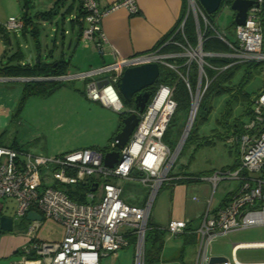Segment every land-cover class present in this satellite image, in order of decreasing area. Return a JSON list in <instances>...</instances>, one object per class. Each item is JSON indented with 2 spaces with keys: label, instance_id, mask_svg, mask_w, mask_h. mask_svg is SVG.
Listing matches in <instances>:
<instances>
[{
  "label": "built area",
  "instance_id": "built-area-1",
  "mask_svg": "<svg viewBox=\"0 0 264 264\" xmlns=\"http://www.w3.org/2000/svg\"><path fill=\"white\" fill-rule=\"evenodd\" d=\"M85 11L86 26L82 30L84 44H92L102 52L105 36L101 30L102 17L118 7H125L131 13L138 12L135 0H116L107 7H100L98 0H79ZM194 17L197 34L196 46L186 41L182 45L173 36L178 32L184 36L186 17ZM264 0H254L248 7L244 24H235L236 40L231 41L224 32L215 29L207 20L197 0H187V13L165 44L182 47L179 53H163L160 48L135 54L130 57L115 55L113 62L87 72L66 74L62 79L82 78L107 72L99 80L85 82L84 93L93 101L115 111L122 108L121 94L117 83L126 67L145 62H158L180 73L186 83L190 107L182 138L175 147L163 140L164 132L176 109L173 87L161 84L143 112L134 107L126 113H137L139 120L128 142L122 148L117 146L115 137L109 143V149L119 150V159L110 167L104 164V151L94 147H85L57 155L31 154L18 148L0 145V199L12 198L17 203L18 216H25L29 210H35L44 218L53 220L64 229L60 241L36 240L29 231L30 244L22 250L14 264H100L102 257L127 247H134L133 264H145V235L153 201L164 184L180 178L170 174L186 132L191 128L199 107L200 100L209 81L204 65L208 56L228 57L234 62H264ZM205 28H214L216 36L229 47L225 53L206 52L202 49ZM24 19L10 16L0 22V28L6 32L21 30ZM186 40V39H185ZM184 57L182 63L176 60L167 62V58ZM192 62L197 64V82L191 89L188 74ZM226 66L223 67V69ZM203 81L205 82L203 85ZM252 114L244 122L243 130L237 135H230L228 142L237 146V165L232 169H220L207 176H193L198 180H208L213 188L223 179L234 180V189L228 199L213 208L208 200L205 213L200 219L197 233L196 250L192 264H264V262H240L235 251L242 247H264V242L233 244V261L210 263L211 243L215 237L233 230L250 226L264 225V88L252 100ZM189 127V129H187ZM47 170L44 177L42 169ZM103 180L102 193L95 201L96 190ZM48 177L51 181H48ZM118 179L137 180L147 187V198L142 205H132L121 198L122 187ZM91 183L90 191L85 192L84 201L73 200L64 191V187L78 183ZM94 188V190H93ZM194 199H197L194 197ZM184 220H171L164 228L167 234L178 235L186 229Z\"/></svg>",
  "mask_w": 264,
  "mask_h": 264
},
{
  "label": "rangeland",
  "instance_id": "rangeland-1",
  "mask_svg": "<svg viewBox=\"0 0 264 264\" xmlns=\"http://www.w3.org/2000/svg\"><path fill=\"white\" fill-rule=\"evenodd\" d=\"M32 2L34 8L46 10L52 5L53 0H32ZM8 11L9 8L0 4V22L7 20L8 14L6 13ZM17 15L20 16V9L13 14V16ZM58 17L60 18V16ZM214 20L216 29L224 32L229 40H236L233 22L234 11L230 8V3H224L220 7ZM67 26L68 23L65 22V27ZM39 27L37 38L30 33L23 34L21 30L16 33L9 32L7 39L0 35V66L6 63L16 64L17 61L31 63L35 61L37 55L40 56L42 61L59 58L60 51L64 49L63 57L70 60L68 67L70 72L82 73L99 67L97 65H100V63L93 62L89 56L90 50L85 49L83 46L78 47L76 55H73L75 44L71 49L68 46L62 48L60 32H54L55 25L53 29L50 24ZM58 29L60 30V26ZM53 35H56L54 39ZM55 39L57 43L53 50ZM48 51H52V56L51 54L50 56L47 55L50 53ZM261 64H264V62H261ZM260 66L264 67V65ZM167 69L168 66L161 64L162 71ZM262 69L264 68L258 66V68L252 69V74L237 73L230 81L226 82L225 85L231 88V92L234 93L233 96L225 90L207 93L203 105L193 122L190 138L186 141L190 129L183 137L179 154L170 174L187 173L203 176L204 174H213L220 169L228 170L234 167L238 157L235 143L219 138H215L212 145L198 146V142L202 137L215 132L214 127L219 126L221 131V125L225 127L228 122L236 118L241 117L243 122L249 119L245 109L248 107L249 101L255 97L259 88L264 86L262 85L264 84V74H261ZM109 74L110 72L107 71L97 73L94 76H108ZM243 75L246 77V81L240 86L239 82ZM191 76L193 80H197L198 73L194 66L191 70ZM14 77L24 78L26 76ZM60 80L64 82V85L62 84L46 96L24 92L26 82L36 80L17 79L7 81V84L13 86L12 100L14 105L8 113L9 118L6 119V123L0 122V131H4L3 144L11 145L31 154L43 155H57L61 152L64 153L83 147H94L106 151L104 148L109 145L110 139L112 140L114 137L113 134L109 133L111 120H114V116L119 118L120 113L133 107V102H128L121 96V110L112 111L109 107H104L101 102L90 100L85 95V81L82 78ZM204 105L207 108H204ZM187 115L185 108H179L169 122L164 142L171 147H175L184 134L183 130L186 127ZM45 174H47V170L43 168L41 176L44 177ZM94 178L100 181V186L93 191L95 201H97L98 196L102 193L103 180L97 176H94ZM47 180L51 181L49 177ZM118 183L122 187L121 198L125 202L140 206L146 200L147 187L143 183L127 179H118ZM186 185L188 186L185 196L188 211L191 216H194L201 213L205 200L211 199L213 206L217 204L224 195L234 189L235 182L234 180L223 179L213 188L208 180L202 179ZM161 188L157 198L154 199L153 214L157 219L162 218L164 220L168 209V189L164 185ZM194 197L197 200H192ZM151 227L157 226L151 224ZM196 235L197 239L199 233L196 232ZM248 242H264V225L233 230L215 237L211 243V254L223 256L233 261V244ZM149 244V242L146 243L147 248ZM196 245V240L184 244L182 237L166 234L164 239L165 250H162L163 252L160 254L161 262L164 264H192ZM179 250H183L182 259L178 257ZM171 252L177 258H171ZM133 254L134 247L130 244L115 253H109L102 257L100 264H133ZM235 257L238 261L245 263L264 262V247L239 248L235 251ZM16 259L18 257H14L13 261ZM146 264L156 263L153 261Z\"/></svg>",
  "mask_w": 264,
  "mask_h": 264
},
{
  "label": "crops",
  "instance_id": "crops-1",
  "mask_svg": "<svg viewBox=\"0 0 264 264\" xmlns=\"http://www.w3.org/2000/svg\"><path fill=\"white\" fill-rule=\"evenodd\" d=\"M113 1L116 0H98V3L100 7H107ZM135 2L138 7V12L136 13H131L125 7H118L114 10H111L102 17L100 25H101L102 33L105 36L102 52H98V50H96L94 45H92L91 43L90 44L88 43L86 45L82 41L81 34L83 27L86 26V21L83 20L82 17L77 16V14H79V9H80L79 0H53L52 5L46 10H38L34 8L33 2L32 0H30L28 15L31 17L32 24L26 26V29L24 30L21 29V33L23 34L30 33L31 35L37 38V34L40 28L39 26H46L47 24H50L53 29L54 28L53 26L55 25L54 32L55 33L60 32V39H61L60 44L62 48H64V46H68V48L71 49L75 44L73 55H76V50H78V47L83 46L85 49L90 50L89 51L90 59L93 62H96V64L100 63V65L97 66L101 67L113 62L116 54H119L120 56L123 57H130L135 54H140L143 52H148L153 50L155 46L158 44V42L163 38H165V36L170 31L175 29L178 26V24L182 21V19L186 15V14L183 15L184 11L186 10L187 12V5L185 7L184 0H135ZM0 4L5 5L7 8H9L8 13H6L8 14L7 15L8 18L10 16H13V14H15V12H17L18 9H20V16L23 13V8H22L23 0H0ZM50 9L53 12H51L48 15L47 14L41 15L42 12L48 11ZM57 16H60V18L59 17L57 18ZM191 18L193 19L194 22L193 15H191ZM65 22L66 24L68 23L67 27H65ZM59 26H60V30L58 29ZM201 27L202 29L205 28L203 21L201 23ZM33 28H34V32L31 31V29ZM19 31L20 30L12 31V32L16 33ZM55 37L56 35H53V39ZM56 43L57 42L55 39L53 44V50L54 47L56 46ZM89 45L91 46L89 47ZM48 52L50 53H48L47 55L50 56L51 54L52 56V51H48ZM61 56L62 57L64 56V49L60 51L59 57ZM37 58H40V56L37 55L36 59ZM51 60H47V62ZM34 62H31L30 64H33ZM260 65H264V64H260ZM260 65L259 68H264ZM243 69L244 67L239 69L236 72V74L244 72ZM67 74H74V73L70 72L69 68H67ZM261 74H264V69L261 70ZM100 77L101 76H91L83 79V81L87 82L88 80L91 79L99 80ZM9 78H18V77H4V76L0 77V122H5V123L7 121L6 119L9 118L8 113L13 109V105H14L13 104L14 102L12 100V95H13L12 93L14 92L12 91L13 86L7 84V81L17 80V79H9ZM262 88H264V86H261L259 90L256 92V94ZM113 119L114 120H111L109 133L113 134V136L115 137V135L120 131L119 130L120 119L118 117L115 118V116ZM214 129L215 132H222V128L220 131L219 126L214 127ZM3 132L4 131L2 130L0 131V145L13 147L11 145L2 143ZM215 132L211 133L210 135L214 134ZM227 139L228 137L226 138V140ZM188 183H190V181H183V182L171 181V183L169 184H164V186H166L168 189V206H167L168 209H167L166 219L164 220L162 218L157 219V217H155V215L153 214L155 201L154 204L152 205L149 216L150 224L162 229L165 228L171 220H184L187 224L185 233L176 235V237H182V239L184 240V244L188 242L191 243L192 241L195 240L197 241L198 238L196 239L197 236L196 230L197 227L199 226L200 218L205 213L207 202L209 200L208 199L203 202V207L201 209L200 214L198 213L194 216H191L190 212L188 211L187 199L185 197L188 190V186L186 184ZM161 189L162 188H160L157 195L159 194ZM157 195L155 199L157 198ZM228 197L229 195L227 196V199ZM193 199L194 198H192V200ZM195 200L197 199H194V201ZM221 200L218 201V203L215 204L214 206L211 203V206L213 208L217 207L218 205L221 204ZM16 208H17V203L14 199L12 198L0 199V217L8 216L13 218L12 231L8 232V231L0 230V264H14V262L18 260L16 259L15 261H13L14 257L19 258L23 248L28 244H30L31 242L28 234L30 230L33 231V233L36 236V240L38 241L39 240L60 241L64 236V229L62 225H60L59 223L44 218L40 213L39 214L42 216L41 220H35V221L27 220L25 216L20 217L17 215ZM165 235H163V243L160 253L158 254V257L154 259L156 264H164L161 262L162 259L160 258V254L163 252L162 250H165L164 249ZM171 256H172L171 258L173 257L177 258L176 255L172 252H171ZM178 257L179 259H182L183 250H179Z\"/></svg>",
  "mask_w": 264,
  "mask_h": 264
},
{
  "label": "trees",
  "instance_id": "trees-1",
  "mask_svg": "<svg viewBox=\"0 0 264 264\" xmlns=\"http://www.w3.org/2000/svg\"><path fill=\"white\" fill-rule=\"evenodd\" d=\"M29 1L30 0H23V7H22L23 13H22L21 17L24 19V26H23L22 30L26 29V26H28L29 24L30 25L32 24L31 17L28 15ZM231 1L232 0H222L220 7L224 3H231ZM79 3H80V1H79ZM197 3L199 4L198 1H197ZM184 4L186 7V5H187L186 0H184ZM199 6L201 7L202 11L204 12L207 20L216 29L214 19H215L216 12L220 9V7L218 8V10L216 12H214L212 14H207L200 4H199ZM51 12H53V11H51V9H50L48 11L42 12L41 15H46V14L48 15ZM85 14L86 13L80 4L79 14H77V16L84 18ZM185 14H186V10L184 11L183 15H185ZM262 17H264V15H262ZM202 21L203 20H200V25H201ZM234 25H235V23H234ZM262 25H264V22H262ZM214 28L207 26L206 28L202 29L204 31L203 41H202L203 51L218 52V53L228 52L229 47L227 46V44L223 40L219 39L216 36V34L214 32ZM175 29L170 31L165 36V38L160 40L154 49L160 48V51L163 53H173V52L179 53V52H182L183 51L182 47L179 45L170 44V43L165 44V42L168 40V38L174 33ZM31 31L34 32V28L31 29ZM7 34L8 33L6 31H4L2 28H0V35L3 38L7 39ZM184 36H185L186 40L183 38V35L178 32L177 34H174L173 38L176 41H178L179 43H181L182 45H185L186 41H187L188 44H190L191 46H196L197 34H196V29H195V23L193 22V19L191 18V14H189L186 17V20L184 23ZM174 60H176L178 63H182V62H184L185 58L184 57H178L176 59V58L170 57V58H167L166 61L172 62ZM205 60L207 62V65H204V71L206 73V78L209 81V83H208L207 87L205 88L204 93L202 95V98L200 100L196 116L198 115V113H199V111L203 105V100L205 99L208 92H210V91L220 92V91L225 90V91L229 92L230 95L233 96L234 93L231 92V88L228 87L227 85H225V83L230 81L231 78L234 77L236 72L239 69H241L242 67H244L243 74L247 75V74H252V69L256 68L257 66H259L261 64V62H251V61L250 62H234V60H232L231 58L221 57V56H208L205 58ZM68 65H69V60L64 59L62 56L57 58V59L48 61V62L42 61L40 58H37L33 64H30V63H27L24 61H21V62L17 61L16 64L6 63L4 65H1L0 66V77H2V76H4V77H9V76H12V77H14V76H26V77L63 76V75L67 74ZM193 66L197 70V64L195 62H192L190 65L188 80H189V84H190L191 89L195 88V85L197 82V80L196 81L193 80V78L191 76V70H192ZM224 66H226V68L223 69ZM185 72H186L185 67L180 68L178 70V72L176 70L170 68V67H168V69L166 71H162L161 70V64H160L159 77L156 79L155 83L152 86H149L146 88V89H151V91H152L148 102L150 101L151 97L153 96V94L155 93V91L157 90V88L161 84L170 85L171 87L174 88L173 89V97H174V99L176 101V105H177L174 113L179 108H185L187 110V113H188L189 107H190V96H189V92H188L186 83L184 82L183 78L180 76V73L184 74ZM244 75L241 77L242 79L239 82L240 86H242L243 83H245L244 81H246L245 80L246 77ZM63 83L64 82H61V80L28 81L25 84L24 92L27 94H38V95L46 96V95H49L50 93H52L58 87H60ZM204 83L205 82L203 81L202 85ZM252 100L253 99H251L249 101L248 107L245 109V112L249 115V117L252 114V103H253ZM204 108H207V107L204 105ZM125 115H126L125 112H122L119 114V119H120L119 130L121 129L122 120L125 117ZM172 117H171V119H172ZM171 119H170V121H171ZM193 124L190 128V132L188 133L186 141L190 138V134L192 132ZM243 124H244V122L242 121L241 117L236 118V119L228 122L225 127L220 124L221 125L220 128H222V132H215L212 135L202 137L200 139V141L198 142V146L211 145V144H213L215 138L226 139L230 135H237L240 132H242ZM168 126H169V124H168ZM168 126L164 132L163 140H164L165 135L167 133ZM214 131H215V129H214ZM97 149H99V148H97ZM104 149H106V150L109 149V145H107ZM236 165H237V162L235 163L234 167ZM234 167H232V168H234ZM207 175H210V174H204L203 176H207ZM179 176H181V177L178 179H175L173 181H175V182L199 181L198 179L192 178L193 176H198V175H192V174L184 173V174H180ZM93 183L94 182H91V183L81 182V183L76 184L75 186L64 187V191L69 195V197L71 199L79 201V202H83L85 192H88L91 190ZM230 193L231 192H228L222 198L221 203H223L227 200V196ZM183 233H185V230ZM165 234H166V230L164 228L163 229L157 228V227L153 228V227H151L150 222L148 223V229H147L146 235H145V264L147 262L152 263L154 261V259L158 257V254L160 253L162 243H163V235H165ZM148 242L150 244L147 248L146 243H148ZM21 254H22V252H21Z\"/></svg>",
  "mask_w": 264,
  "mask_h": 264
},
{
  "label": "water",
  "instance_id": "water-1",
  "mask_svg": "<svg viewBox=\"0 0 264 264\" xmlns=\"http://www.w3.org/2000/svg\"><path fill=\"white\" fill-rule=\"evenodd\" d=\"M207 14H212L218 10L222 0H197ZM254 0H232L230 8L234 11V23L237 25L244 24L248 7L253 4ZM160 74V64L158 62H145L137 65L126 67L117 83V88L124 100L133 102V107L139 112H143L151 96L152 86ZM63 76L57 77H24L9 79H29V80H60ZM126 113V111H125ZM139 117L137 113H129L122 120L120 131L115 135L118 139L117 146L122 148L129 140L131 133L137 125ZM183 134V133H182ZM182 138V136H181ZM119 159V150L106 151L103 156L104 164L114 166ZM94 190V188H93ZM27 220H41L42 216L35 210H29L25 215ZM13 218L8 216L0 217V230L12 231ZM223 256H212L210 263L225 261Z\"/></svg>",
  "mask_w": 264,
  "mask_h": 264
},
{
  "label": "bare ground",
  "instance_id": "bare-ground-1",
  "mask_svg": "<svg viewBox=\"0 0 264 264\" xmlns=\"http://www.w3.org/2000/svg\"><path fill=\"white\" fill-rule=\"evenodd\" d=\"M187 129H189V127Z\"/></svg>",
  "mask_w": 264,
  "mask_h": 264
},
{
  "label": "flooded vegetation",
  "instance_id": "flooded-vegetation-1",
  "mask_svg": "<svg viewBox=\"0 0 264 264\" xmlns=\"http://www.w3.org/2000/svg\"><path fill=\"white\" fill-rule=\"evenodd\" d=\"M161 52V51H160Z\"/></svg>",
  "mask_w": 264,
  "mask_h": 264
}]
</instances>
